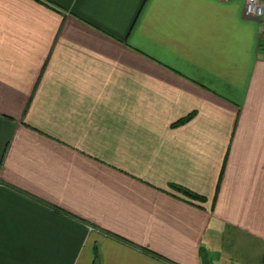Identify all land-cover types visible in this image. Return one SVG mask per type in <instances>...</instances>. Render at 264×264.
<instances>
[{
  "label": "crops",
  "instance_id": "obj_1",
  "mask_svg": "<svg viewBox=\"0 0 264 264\" xmlns=\"http://www.w3.org/2000/svg\"><path fill=\"white\" fill-rule=\"evenodd\" d=\"M244 3L0 0V264H264Z\"/></svg>",
  "mask_w": 264,
  "mask_h": 264
},
{
  "label": "built area",
  "instance_id": "obj_2",
  "mask_svg": "<svg viewBox=\"0 0 264 264\" xmlns=\"http://www.w3.org/2000/svg\"><path fill=\"white\" fill-rule=\"evenodd\" d=\"M244 13L246 16L256 18L264 23V0H245Z\"/></svg>",
  "mask_w": 264,
  "mask_h": 264
},
{
  "label": "trees",
  "instance_id": "obj_3",
  "mask_svg": "<svg viewBox=\"0 0 264 264\" xmlns=\"http://www.w3.org/2000/svg\"><path fill=\"white\" fill-rule=\"evenodd\" d=\"M182 121H183V120H179V121L175 122L174 124H179V123H181ZM174 188H176L177 190H183V189H181V188H179V187H177V186H175ZM183 192L188 193V195H190V196H192V197H197V196L194 195L193 193H189V192L184 191V190H183ZM95 264H97V263L95 262Z\"/></svg>",
  "mask_w": 264,
  "mask_h": 264
}]
</instances>
